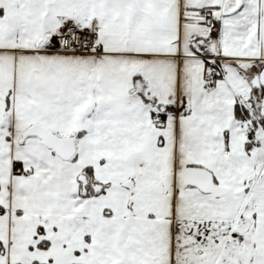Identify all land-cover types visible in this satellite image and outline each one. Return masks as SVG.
I'll return each instance as SVG.
<instances>
[{
  "label": "snow or ice",
  "instance_id": "1",
  "mask_svg": "<svg viewBox=\"0 0 264 264\" xmlns=\"http://www.w3.org/2000/svg\"><path fill=\"white\" fill-rule=\"evenodd\" d=\"M0 264H264V0H0Z\"/></svg>",
  "mask_w": 264,
  "mask_h": 264
}]
</instances>
